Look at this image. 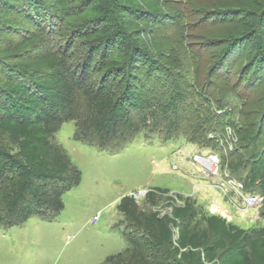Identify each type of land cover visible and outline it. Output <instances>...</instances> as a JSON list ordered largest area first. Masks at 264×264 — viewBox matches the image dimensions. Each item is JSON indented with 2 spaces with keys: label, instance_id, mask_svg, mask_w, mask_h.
I'll return each instance as SVG.
<instances>
[{
  "label": "trees",
  "instance_id": "trees-1",
  "mask_svg": "<svg viewBox=\"0 0 264 264\" xmlns=\"http://www.w3.org/2000/svg\"><path fill=\"white\" fill-rule=\"evenodd\" d=\"M162 7L161 0H0V230L54 217L64 194L81 183V170L56 139L67 121L75 123V140L110 154L140 133L168 139L181 131L222 152L219 140L231 127L238 141L222 153V169L246 192L264 195L258 116L239 120L227 102L215 118L212 104H193L194 85L166 68L161 49L142 44L141 25ZM261 33L259 23L255 42L264 61ZM169 193L153 188L142 206L134 195L121 198L127 247L101 264H264L263 225L242 228L191 196Z\"/></svg>",
  "mask_w": 264,
  "mask_h": 264
},
{
  "label": "rangeland",
  "instance_id": "rangeland-1",
  "mask_svg": "<svg viewBox=\"0 0 264 264\" xmlns=\"http://www.w3.org/2000/svg\"><path fill=\"white\" fill-rule=\"evenodd\" d=\"M161 2L162 14L141 25L146 29L142 44L154 52L161 49L166 68L180 70L178 76L194 85L193 104H212L219 118L225 111L220 108L232 102L228 110L237 119L258 116L255 123L264 131V61L255 42L259 23L264 38V0ZM260 61V75L254 77ZM189 113L186 109L184 117ZM74 130L73 121L64 122L56 139L81 170V183L64 194V209L54 217L33 216L0 230V264H101L127 247L121 198L134 195L142 206L153 188L191 196L242 228L264 226L254 208L244 212L240 200L233 205L224 196L216 178L197 172L194 156L211 149L190 142L184 131L168 139L140 133L124 150L110 154L75 140Z\"/></svg>",
  "mask_w": 264,
  "mask_h": 264
},
{
  "label": "built area",
  "instance_id": "built-area-1",
  "mask_svg": "<svg viewBox=\"0 0 264 264\" xmlns=\"http://www.w3.org/2000/svg\"><path fill=\"white\" fill-rule=\"evenodd\" d=\"M237 139L236 133L231 127H228L221 139V144L226 150H229L233 148ZM193 160L197 172L204 176L215 177L218 181L217 186L225 195L234 196L239 199L243 205L244 212L249 207L254 208L256 216H258L264 204V195L245 192L241 181L231 177L227 171L222 172L221 160L217 154L212 152L206 155L198 154L194 156Z\"/></svg>",
  "mask_w": 264,
  "mask_h": 264
},
{
  "label": "water",
  "instance_id": "water-1",
  "mask_svg": "<svg viewBox=\"0 0 264 264\" xmlns=\"http://www.w3.org/2000/svg\"><path fill=\"white\" fill-rule=\"evenodd\" d=\"M141 193H144V192H141Z\"/></svg>",
  "mask_w": 264,
  "mask_h": 264
}]
</instances>
